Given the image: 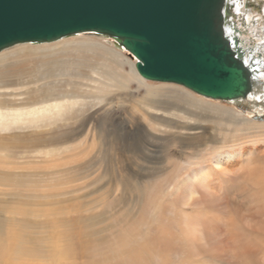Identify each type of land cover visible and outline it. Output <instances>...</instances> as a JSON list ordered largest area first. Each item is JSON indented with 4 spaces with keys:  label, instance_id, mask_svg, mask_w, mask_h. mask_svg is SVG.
<instances>
[{
    "label": "bare ground",
    "instance_id": "1",
    "mask_svg": "<svg viewBox=\"0 0 264 264\" xmlns=\"http://www.w3.org/2000/svg\"><path fill=\"white\" fill-rule=\"evenodd\" d=\"M228 4L232 8L233 21L227 22L226 31L231 35L238 33L241 37L246 60L256 67L258 82L262 83L264 79V35L257 30L256 37L259 41L245 36L243 29L245 25L235 21L246 13V0H228ZM233 22L239 31H234ZM94 36H105L112 42L116 41V46H122L110 35L86 31L50 42H20L0 51V164L11 167L7 170L0 169V193L19 197L26 189L22 187L28 179L24 180L23 176L30 175L31 171L28 166L34 165L33 149H25L26 154L21 155V148L27 147L26 140L31 139L34 145L35 136H50L49 146L44 148L42 153L50 156L59 155L62 159V154L66 150L64 146H68L64 144L67 142L66 138L72 135H69L70 132L82 127L84 111L88 108V103L92 102L85 103L83 99L89 97L103 100L104 97L98 95L95 97L93 91L87 93L85 88L83 91V88L79 87L81 84L95 87L98 92L99 90L107 92L118 83L121 87L127 85L129 79H132L131 76L147 80L137 71V58L126 48L136 61H127L131 63L130 71L118 72V68L123 66L117 58L120 56L118 48L113 45L106 50L103 42L97 41ZM98 49L103 50L105 58L112 61L115 68L109 67L111 63H108L109 68L105 67V70L95 68L91 64L90 54L96 53ZM258 52L261 53L260 56ZM65 76L84 78L90 83L68 81ZM155 82L170 84V86L173 84L179 88H175V92L170 91L174 95H166L164 91L161 93V90L165 88L156 85L150 92L152 96L169 98L173 95L177 100L181 98V93L186 95L196 93L181 84ZM69 84V87L72 85L70 89ZM259 94L252 92L250 96L260 97ZM205 97L201 95L197 98L203 101V104H209ZM189 100L185 101L188 106L178 101L174 104L163 100L157 101L148 108L154 112L146 111L149 115L148 122L156 123L153 124L158 131L170 134L175 141L179 140L181 144H184V140L188 138L200 140V143L204 141V144H201L203 149H194L195 153L188 154L185 159L179 161L174 170L175 183H170V201L162 202L165 207L163 208L164 214L168 212V205L173 206L169 216L172 223L176 224V229L162 226L163 221L161 224L157 223L159 226H156L152 233L146 232L142 227L147 222L143 214L157 198L161 197L162 192L159 181L148 183L143 190V198L139 201V217L120 225H112L110 234L94 246L78 244L74 250L75 261L81 258L82 264H155L152 262L155 258L158 264H213L210 262V258H213L216 264H264V150L244 149V152L241 151L245 145L264 142V123L254 122L228 106L216 104L213 106L215 110H220L221 115L225 117L216 116V120L210 119L209 115L196 110L200 107L195 101L193 103ZM168 116L179 117L178 125L172 126L173 124L169 121L172 118ZM206 121L214 123L216 127L225 125L229 128L225 134L220 136V139H213L212 134L204 125ZM152 136L156 135L152 134ZM52 143L54 146H50ZM184 146L180 145V147ZM242 156L245 157L244 162L241 161ZM209 160L212 161V165H204ZM182 166H185L187 171L182 176L177 175V171ZM24 167L29 171H24L22 169ZM184 207H190V210H185ZM8 211L10 210L2 208L0 214ZM10 212L15 213L17 218V212ZM20 215L19 218L22 219ZM169 216L166 217L169 218ZM29 229L32 228L27 223H22L18 234L14 233L13 243L8 249L12 254H8L9 260H6L5 264H19L17 259H24L22 257L30 260L34 257L35 259L29 264L42 263V260L36 258L39 254L36 252L42 251V246H34L35 243L31 245L32 238L27 231ZM40 230L41 228L38 231ZM51 249L58 258L68 257V248L63 243L59 246H55L54 243ZM86 253L90 254L89 259H85ZM68 261L67 258L65 261L60 260V264H66Z\"/></svg>",
    "mask_w": 264,
    "mask_h": 264
},
{
    "label": "rangeland",
    "instance_id": "2",
    "mask_svg": "<svg viewBox=\"0 0 264 264\" xmlns=\"http://www.w3.org/2000/svg\"><path fill=\"white\" fill-rule=\"evenodd\" d=\"M245 5L246 13L242 14L238 19H234H236L237 23L242 22L245 25L243 28L245 36H250L254 40L259 41L256 37L258 31L264 35V0H246ZM94 38L103 42L106 50L113 45L118 48L120 56L117 58L123 64L122 67L118 68V72L123 73L131 70V63L127 61L135 62L136 59L124 47L116 46V41L112 42L111 39L105 36H94ZM90 56L91 64L95 68L103 70L109 67L115 68L113 63H111L112 61L110 62L105 58L106 55L105 53L103 54L102 49H98L96 53H92ZM106 60L108 61L105 62ZM108 63H111L110 66ZM131 77L132 79H129L130 81L123 86L124 88L118 83V85L113 86L107 92L100 90L98 92L95 87H87L86 84L79 86L81 89L83 88V91L85 88L87 93L93 91L92 93L95 94V97H97L96 95L104 97L103 100L102 98H99V100L96 98L97 102L95 98L90 99L88 97L83 99L85 103L87 101L92 102L88 103V108L84 111L85 116H83L82 127L76 128L72 133L70 132L69 135H72L66 138L67 142H64V144L66 143L69 147L67 145V147L64 146L66 150L62 154V159L59 158V155L50 156L42 153V150L49 146L50 136H35L34 145L31 139L26 140L27 147L21 148V155L26 154L25 149H33L32 159L34 160V165H27L30 167L31 174L23 176L24 180L28 179L24 183L25 186L22 187L26 189L22 191L23 193L19 197L8 193H0V209L15 211L18 215L16 218V214L10 211L4 213L5 216L0 214V252L3 253H0V264H5L6 260H9V255L12 252L10 253L8 249L13 243L14 233L18 234L22 223H27L32 228L27 230L32 238V244H30L33 246L35 243L34 246H42V251L36 252L39 253L36 258H39L40 261L42 260L41 264H60V260L65 261L66 258L69 260L66 264H82L81 258L77 261L74 259L76 256L74 253L75 247L78 244L94 246L99 240L101 241L103 237L110 234L112 225H120L131 219H137L139 217V201L143 198V190L148 183H155L156 181H159V185L162 187L161 197L157 198L143 214L147 222L142 227L146 232L152 233L155 231L156 226H159L157 223L161 224L163 221L162 226L176 229V224L172 223L169 216L173 206L168 205V212L164 214L163 208L165 207L162 202L170 201V183H175L174 170L179 161L185 159L188 154L192 155L195 153L194 149H203L204 141L200 143V140L188 138L184 140V144H181L179 140L175 141L170 134L167 135L158 131V128L154 126L156 123L148 122L149 115L146 112L147 110L154 112L148 108L157 101L163 100L173 104L178 101L180 104L188 106L186 102L190 99L189 102L194 103L195 101L196 105L200 107L196 109L198 112L209 115L210 119L214 120L217 119L216 116L223 118L225 115L222 116L220 110H215L216 108L213 106L215 104L228 106L254 122L264 123V79H262L263 82L260 84V90L254 91L256 95L260 93V97L249 95L246 100L235 102L233 100L224 101L205 97L209 104H203V101L197 98L201 97V95L196 93L187 95L181 93L180 99H174V94L170 91L179 88L177 85L171 84L170 86V84ZM65 78L68 81L75 80L90 83L84 78H69V76H65ZM156 85L163 86L166 90H161V93L164 91L166 95L173 94L171 95L172 97L152 96L150 92ZM70 88H72V85ZM95 103L98 104L95 105ZM91 105H93L94 109ZM168 117L172 118L169 120L173 124L172 126L178 125L179 117ZM204 125L209 133L212 134L213 139H220V136L225 134L229 128L225 125L216 127L214 123L209 121H206ZM152 134L156 136H152ZM180 145L185 146L180 147ZM50 146H54V144L52 143ZM244 149L264 150V142L250 144V146L249 144L245 145L241 151L244 152ZM39 151L41 152L38 153ZM241 161H245L244 156H242ZM204 165L211 166L212 161L209 160ZM2 168L7 170V168L11 167L10 165L0 164V169ZM22 169L29 171V169L25 170V167ZM186 171L185 166H182L176 174L182 176ZM131 176L133 177L131 178ZM28 188L30 190H27ZM223 199L226 200L225 197ZM184 209L190 210V207H184ZM146 214H148L147 217ZM19 215L22 219L19 218ZM26 215L27 217H25ZM29 215H32V217ZM127 216L128 218H126ZM166 216H169V218ZM2 218L4 219L2 220ZM36 228H41V230L38 231L39 229L36 230ZM54 243L55 246L63 243L68 248V257L62 256V258H58V256H55V252L51 249ZM1 246H3V249ZM22 258L25 261L21 258L17 259L19 264H29L35 259L34 257L31 260L29 258L27 260L26 257ZM89 258L90 254L86 253L85 259ZM152 262L158 264L155 258H153ZM210 262L216 264L213 258H210Z\"/></svg>",
    "mask_w": 264,
    "mask_h": 264
},
{
    "label": "water",
    "instance_id": "3",
    "mask_svg": "<svg viewBox=\"0 0 264 264\" xmlns=\"http://www.w3.org/2000/svg\"><path fill=\"white\" fill-rule=\"evenodd\" d=\"M231 9L228 0H0V51L95 31L131 52L147 80L246 100L261 83L241 37L226 31Z\"/></svg>",
    "mask_w": 264,
    "mask_h": 264
}]
</instances>
